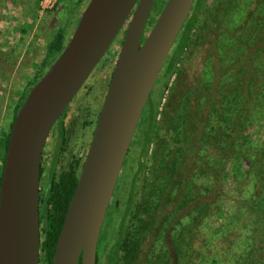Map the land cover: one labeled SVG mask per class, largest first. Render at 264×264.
I'll use <instances>...</instances> for the list:
<instances>
[{
    "label": "trees",
    "instance_id": "obj_1",
    "mask_svg": "<svg viewBox=\"0 0 264 264\" xmlns=\"http://www.w3.org/2000/svg\"><path fill=\"white\" fill-rule=\"evenodd\" d=\"M205 1H195L179 42L166 61L143 112L134 136L137 141L132 144L139 149L138 173L157 135L155 125L163 96L177 73ZM238 10L245 15L248 9ZM250 12L248 26L239 35L245 46L241 51L239 45L234 47L236 52L222 72L226 81L213 95L212 109L198 134L199 141L207 146L202 156L206 169H196L186 185L181 183L186 170L182 160L185 142L181 141L186 124L175 127V142L165 146L168 152L158 163L156 187L150 195L143 196V213L149 211V224L155 223L159 230L149 225L150 229H145L140 221L126 226L125 217L118 227L122 235L111 246L109 241L105 243L104 254V250L100 253L97 249L96 264H264V0H259ZM69 39H66V27L55 32L46 46L41 71L48 70ZM44 74L35 76L25 89L13 107L8 127L5 124L0 134V182L13 122L30 89ZM200 106L196 102L195 107ZM68 110L69 107L53 128L54 153L50 155L49 166L46 170L41 168V178L44 172L46 175L44 188L39 193V264H52L81 173L82 159L78 153L72 152L67 165L62 160L73 131V124H65ZM8 119L9 114L6 122ZM89 125L91 121L87 120L83 129ZM255 125L262 128L258 141L250 134L252 131L249 133ZM138 175L135 172L129 180L127 205L136 195ZM168 189L171 207L166 216L159 217L155 211L166 206L163 201ZM179 191V200L173 202ZM109 211L112 219V214L118 211L115 203ZM144 249L148 251L142 257Z\"/></svg>",
    "mask_w": 264,
    "mask_h": 264
},
{
    "label": "water",
    "instance_id": "obj_2",
    "mask_svg": "<svg viewBox=\"0 0 264 264\" xmlns=\"http://www.w3.org/2000/svg\"><path fill=\"white\" fill-rule=\"evenodd\" d=\"M195 1L167 0L144 41L156 0L89 1L13 122L0 182V264H39L43 151L54 126L126 26L52 260L96 264L102 226L131 143Z\"/></svg>",
    "mask_w": 264,
    "mask_h": 264
},
{
    "label": "rangeland",
    "instance_id": "obj_3",
    "mask_svg": "<svg viewBox=\"0 0 264 264\" xmlns=\"http://www.w3.org/2000/svg\"><path fill=\"white\" fill-rule=\"evenodd\" d=\"M89 1L43 0L37 3L36 0H0V134L5 124L8 127L13 107L25 89L35 76L40 77L45 73L46 68L43 71L40 70L41 63L46 46L55 32L63 26L66 27L68 40ZM166 1L156 0L149 14L142 41L152 29ZM257 3L259 0H206L204 2L177 73L163 96L155 125L157 135L140 173L137 172L139 149L132 146L137 139L135 137L133 139L132 148L129 151L131 160L126 163L122 173L127 182L122 183L120 180L114 194L112 204H116L118 211L112 214L111 219L108 210V217L105 218L98 242L100 253L102 250H104L103 254L105 253V243L109 241L111 246L122 235L118 227L125 217L126 226L140 221L145 229L149 225L153 230H159V226L155 227V223L149 224L151 215L149 211L143 213L145 200L143 196L150 195L156 187L155 173L159 167L158 163L168 152L165 146H171L175 142V127H183L186 124V132L182 134L181 139L185 142L182 160L186 170L183 172L181 183L186 185L196 169H206L202 156L207 146L203 141H199L198 134H201L202 125L209 116L208 111L212 109L213 95L226 81L222 72L229 58L236 52L234 47L239 45L238 50L241 51L245 46L239 35L248 26L250 11L254 10ZM243 8L248 9L245 15L238 13V9ZM190 16L191 14L189 18ZM125 27L114 40L104 60L91 73L69 106L65 124H73V131L66 152L62 155V160L66 164L72 152L78 153L82 159L88 152L96 125L94 122L97 121L104 102L123 42ZM178 42L179 37L169 56ZM155 97L156 92L153 94V98ZM196 102L201 103L198 109L195 107ZM8 114L9 119L6 122ZM87 120L91 121V125L83 129V124ZM188 120H191V123ZM196 124H199V127H196ZM261 131L262 128L256 125L249 129V133L257 141L262 137ZM53 133L52 131L43 151L42 164L45 166H49ZM135 172L139 174L135 181L136 195L132 196L131 204L127 205L130 193L129 180ZM41 183L40 190H43V182ZM196 186L199 185L196 184ZM169 191L170 189L167 190L163 201L166 202V206L162 205L161 211H155L157 215H160L159 217L169 213L171 207L168 202ZM180 196L179 191L173 202L178 201ZM150 228L147 227V229ZM147 251L145 249L142 251V257Z\"/></svg>",
    "mask_w": 264,
    "mask_h": 264
},
{
    "label": "flooded vegetation",
    "instance_id": "obj_4",
    "mask_svg": "<svg viewBox=\"0 0 264 264\" xmlns=\"http://www.w3.org/2000/svg\"><path fill=\"white\" fill-rule=\"evenodd\" d=\"M125 31V30H124ZM108 52V51H107ZM107 55V54H106ZM105 55V56H106ZM104 56V57H105ZM118 58V57H117ZM102 60H104V58L102 59ZM102 62V61H101ZM152 95V94H151ZM151 98V97H150ZM96 126V125H95ZM95 130V129H94ZM54 134V133H53ZM54 136H55V134H54ZM92 140V139H91ZM133 142V141H132ZM91 143V142H90ZM132 144V143H131ZM90 146V145H89ZM53 148H54V145L52 144V146H51V155L54 153V151H53ZM132 147L130 146V149H131ZM130 149H129V151H130ZM88 150H89V147H88ZM129 151H128V154H127V157H126V159H125V162H124V165H123V168H122V172H121V174H120V177H119V179H118V182H117V186H116V189H115V192H114V194H116V191H117V187H118V184H119V182H120V180H121V182L122 183H126L127 182V180H125V176H122V173H123V170H124V167H125V165H126V163L128 162V161H130L131 159H130V154H129ZM87 155V154H86ZM51 157V156H50ZM86 157V156H85ZM85 157L82 159L81 157V159H82V167H83V163H84V160H85ZM42 158H43V156H42ZM42 161H43V159H42ZM66 164V163H65ZM67 165V164H66ZM44 168L45 170H46V166L45 165H43L42 164V162H41V168ZM82 167H81V170H82ZM45 175H46V173L44 172L43 173V175H42V178H40V185L42 184L41 182H44V178H45ZM126 185V184H125ZM113 197H114V195H113ZM112 201H113V198H112ZM112 201H111V205H112ZM111 205H110V207H111ZM110 207H109V209H110Z\"/></svg>",
    "mask_w": 264,
    "mask_h": 264
}]
</instances>
